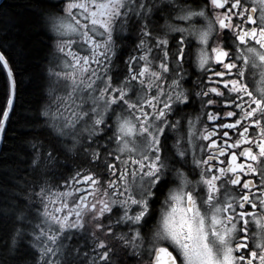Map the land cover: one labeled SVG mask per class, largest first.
Segmentation results:
<instances>
[{"label":"snow or ice","instance_id":"1","mask_svg":"<svg viewBox=\"0 0 264 264\" xmlns=\"http://www.w3.org/2000/svg\"><path fill=\"white\" fill-rule=\"evenodd\" d=\"M251 2L253 6L248 7L242 0H207L196 9L173 3L171 6L178 9L174 16L177 23L166 20L168 30L158 33L154 16L160 9L152 0H35L38 22L56 37H68L56 42L57 52L65 57L56 65L61 71L48 67L49 76L55 77L53 83L66 82L67 93L56 96L55 110L52 104L38 109L37 119H44L33 125L31 131L45 135L43 138L35 135L28 142L29 166L39 170L42 163L46 167L48 162L57 160L62 149L71 152L81 144L77 127L89 113L92 129L82 131H87L88 140L94 142V135L104 131L101 126L107 124L111 110L115 132L109 140L114 138L118 148L116 155L105 151L103 159L108 175L115 179L102 185L100 177L91 170L87 174H82L83 169L77 171L72 177L74 184L87 187L73 188L80 195L71 205L67 198L73 192L55 191L47 180L37 185L38 192L30 191L27 196L16 198L11 205L15 218L11 243L6 245V253L12 260L20 259L17 253L26 238L27 245L39 252L35 264H73L80 255L87 258L88 253L82 254L76 247L68 248L65 255L64 243L71 239L70 232L84 231L87 224L93 229L91 264H115L113 241H118L133 257L147 252L149 264H264V88L254 95L245 82L246 70L258 66L264 69V0H259V7L255 0ZM221 9L222 12L218 11ZM234 17L239 22H234ZM195 18L202 19L204 24L197 27ZM22 23L16 13L7 20L0 18V49L8 50ZM130 26L138 40L135 50L140 55L129 57L128 74L113 86L108 63L115 49L114 34L123 39L119 33ZM170 33L178 37L172 48H169ZM189 37L199 42L194 64L206 76L205 81L196 85L198 91L186 89L182 84L186 78L184 64L191 62L186 60L191 56L186 51V47L191 49L190 42L186 45ZM76 43L86 46L90 55L77 53L73 49ZM153 49L159 53L155 63ZM4 51H0V67L7 70L9 98L0 116V133L13 106L16 89ZM215 67L222 70L215 71ZM226 75L231 78L225 79ZM168 76L172 78L168 80ZM261 77L264 79V71ZM98 82L104 87H98ZM132 82L142 90L134 99L130 96ZM54 91L50 88L49 96ZM197 100L201 109L217 103L238 109L239 118L234 123L218 127L234 129L241 125L239 139L229 144L225 131L221 144L211 139L208 154H204L201 146L198 158L192 143L193 129L200 122L197 114L186 120L187 131L178 134L173 145L175 152L169 155L165 149L166 130L178 131L181 123L179 119L170 121L169 116ZM85 106L87 112L83 111ZM113 106L122 107L127 115L115 112ZM204 115L212 121L220 114ZM224 115L235 117L237 113L228 111ZM250 126L258 129L259 139L246 138ZM68 136L72 137L71 147L63 143ZM214 136L215 129L205 128L199 139L207 141ZM137 137L143 142L139 151L132 146ZM241 144L251 146L244 147L240 152L243 160L238 162L237 153L231 149H238ZM84 151L90 162H101L99 145ZM225 153L227 167L217 166L224 163L219 157ZM123 154L126 158H122ZM185 168H190L193 174L199 170L198 179L190 180ZM173 181L177 186L168 188L160 215L153 224L151 203L158 199L162 186ZM227 186H239V190L234 194ZM97 193H101L99 199ZM32 196L41 207H35ZM114 209L120 213L116 221L110 219ZM32 216L39 223H33ZM250 221L258 226L257 232H249ZM120 225L127 226L128 231H113ZM97 231L111 239H101ZM0 264H8V260H0Z\"/></svg>","mask_w":264,"mask_h":264},{"label":"trees","instance_id":"2","mask_svg":"<svg viewBox=\"0 0 264 264\" xmlns=\"http://www.w3.org/2000/svg\"><path fill=\"white\" fill-rule=\"evenodd\" d=\"M194 1L197 3L199 0ZM13 13L18 14V19L23 22L22 27L18 30V35H13L8 50L0 49L8 58L16 81L14 106L0 148V260L7 259L8 264H35L38 252L27 245L28 238L25 244L21 245V252L17 253L20 259L12 260L6 253V245L11 243V230L15 219L11 205L16 203L18 196H27L30 191L38 192L37 185H42L45 180L53 190L64 192L62 180L71 179L80 169V164L90 160L88 153L83 155L81 146L77 145L71 152L66 148L62 149L57 160L48 162L46 167L43 163L39 170H33L29 166L31 148L28 142L35 135H40L41 138L45 135L32 132L31 127L44 119L40 117L38 120L36 114L38 109L46 104L53 36L51 37L48 30L38 22L35 0H2L0 18L7 20ZM16 31L14 30V33ZM124 43L126 47H130L128 41ZM8 97L9 79L5 68L0 67V116L6 109ZM63 143L71 147L73 141L65 137ZM92 146L93 143L90 144V147ZM160 194L162 191L158 196ZM31 199L35 207H41L35 196ZM67 200L71 204L75 199L68 197ZM157 202L153 204V216ZM30 219L33 223H39L34 216ZM86 227L91 226L86 224Z\"/></svg>","mask_w":264,"mask_h":264},{"label":"flooded vegetation","instance_id":"3","mask_svg":"<svg viewBox=\"0 0 264 264\" xmlns=\"http://www.w3.org/2000/svg\"><path fill=\"white\" fill-rule=\"evenodd\" d=\"M153 3H155L156 7L158 9H160L159 13L157 15L154 16V19L157 20V25H156V30L158 33L160 32H164L167 31V27H165V21L167 20L169 23L171 24H175L177 23V21H175L174 16L176 15V12L178 11V9H174L171 5L173 3L175 4H187L192 6L193 9L198 8L200 5H203L205 3H207V0H199L197 3L194 0H152ZM242 4H247L248 7H252L253 4L251 2V0H242ZM255 5L257 7H259V0H255ZM220 12L223 11V9L218 10ZM209 15L211 16V13H209ZM257 20H259V16L257 15ZM234 22H239L236 21L235 17L233 18ZM194 24L197 27H200L204 24V21L200 18H195V20L193 21ZM187 26V25H185ZM120 36L123 37V39H119L116 38V34H114V39H115V49H114V53L110 55V59H113V65H111V68L109 69L110 72V76H112L113 78V82L118 85L119 82L121 80H123V78L128 74V60L130 56H139L140 53L137 52L135 50V45L136 43H138V40H136L135 35L132 34V27L130 26L126 31L119 33ZM178 38L177 34L175 33H170L168 36L169 39V48H172L174 46L175 43V39ZM73 39H78V38H73ZM213 39H215V37H213ZM124 41H128L130 43V47H126L124 44ZM191 43V49H188L186 47V51H190L191 52V56L187 57L186 60L187 61H191V62H186L184 64V69L186 70V78L185 80L182 82L183 87L186 89H193V90H199L196 85L201 83L202 81L206 80V76L199 72L196 68H195V58H196V53L197 50L199 49L200 45L199 42L195 39V37H189V40L186 41V45L188 43ZM82 45V44H81ZM210 45H211V41H210ZM82 51L79 52V54L81 55H90L88 49L86 46L82 45ZM89 53V54H87ZM159 58V53L157 52L156 49H153V54H152V59L154 61V63L158 60ZM171 69V65L169 66ZM133 68L135 69V63L133 64ZM215 71H221L222 69L219 67H215L214 69ZM264 71V69L260 68L259 66L256 69H249L246 70L245 72V82L248 83V87L249 90L253 91L254 95H257L259 89L264 88V79H262L261 77V72ZM172 77L168 76L167 79L170 80ZM225 79H230L231 77L229 76H225ZM202 86H204L202 84ZM210 86H217L216 84H212ZM132 91L130 93V96L134 99L136 96L137 92H141L142 94V90L137 86L136 82H132L130 85ZM155 94V92L153 91V95ZM211 98L215 99L214 96H212ZM247 99V98H245ZM115 108V112L120 113L121 115H127V113L123 110V108H116L115 106H113ZM228 111H232L237 113V116L235 117H227L224 115L225 112ZM219 113V117L216 120H212L209 121L207 119V116L204 115V113ZM197 114L200 115V122L199 124H197L194 129H193V146L196 148V154L197 157L199 158L201 155L200 152V147L203 146L204 148V154H208V144L211 142V139H216L217 144L220 145L222 139H225L223 137V133L225 131L228 132V137L226 138L228 140V143L231 144L233 143L235 140L239 139V133L242 131V127L241 125H237L236 128L234 129H227V128H220L218 127L219 125H226L229 123H234L235 119L239 118V110L235 109L231 106H223L220 103H217L215 106H211V107H207V108H203L201 109L200 107V103L197 100L196 102H194L193 104H189L186 107L182 106L180 110L177 111V113L175 115H171L169 116V120L170 121H174L179 119L181 121L180 126L178 128V131H173V130H166L167 132V142L165 145V149L167 151V153L169 155H172L175 152V148L173 147L175 140L179 135H183L184 133H186L187 131V124H186V120L188 118H194ZM113 113L109 112V116L107 118V124L106 125H102L101 127L104 128L103 132H99L96 134V138L94 137V142L93 141H89L88 139H86L87 143L82 145L81 147V151L84 149H92V148H96L97 145H99V151L101 152V162L100 163H95V162H86V163H82L80 164V169H78V171H80L81 169L84 170V172L82 174H87V171L91 170L92 172L96 173L101 180V184L103 185V182L109 179H115L114 176H109L107 173V169L104 166L103 163V159H104V155H105V151L107 152H111L113 155H116L117 153V148H118V144L116 142V140L113 138L111 139V141L109 140V138H112L114 136V132H115V121L112 118ZM259 118V117H258ZM244 122L242 121V124ZM207 128L208 131H212L213 129L216 130V136L211 137L209 140L205 141V140H201L199 139L200 133ZM258 129H256L255 126H250L248 127V133L246 135L252 137L253 139H259L258 136ZM85 139V138H84ZM93 143L94 146L90 147V144ZM131 143V141H130ZM142 141L139 139V137H137L136 142L134 145V147L137 148V151H139L140 147L142 146ZM181 143L183 144L184 141L181 140ZM251 144L245 145V144H241L240 147L238 149H231V151H235L237 153L238 156V162L242 161L243 158L240 157V152L244 149V147H250ZM253 151L255 152L256 149L254 148ZM85 152V151H84ZM86 154V152L84 153ZM122 158H126V154L122 155ZM219 160L224 161L223 164H219L217 166L219 167H227L228 165V154L225 153V155L220 156ZM109 162H111L109 160ZM180 166V165H178ZM255 166V165H254ZM184 171L188 174V177L190 180L195 181L196 179H198V171L196 170L197 174H193V171L190 168H185ZM75 174H73L72 177H74ZM242 179L245 177H241ZM248 179H256L253 176H248L246 177ZM67 182L68 187H65V183ZM258 183V181H257ZM61 184H63V191H68V192H73V195L71 197H74V199H78L80 193H75L73 191L74 187H84L86 188L87 185L85 184H80V185H75L72 178L71 179H67V180H62ZM177 186V182L173 181L171 184L168 185H164L163 190H162V194H160L158 196L159 200L156 199L151 203V211L153 210V204L155 202H157V206H156V211L155 214L153 216V220L152 223L154 224L156 221V218L159 217L160 215V210L162 208V201L165 198V194L168 191L169 187H175ZM229 191L233 192L234 194L238 192L239 190V186H227ZM188 190H191L190 188ZM101 196V193H97L96 198L99 199ZM153 212V211H152ZM120 215L119 212L115 211L112 214V216L110 217V219L112 221H116L118 216ZM87 218V217H86ZM103 219V218H102ZM103 222L106 224L108 223L107 219H103ZM258 226L253 223L252 221H250L249 223V232L253 233V232H257ZM93 231L92 227H85L84 231H76V234L73 235L71 234V239L69 240L72 246H76V248H78L80 250V252L83 253H88V257L85 258L84 255H80L77 260H73V264H91V259L93 256L92 253V248H93V243H92V235L91 232ZM113 231L115 232H127L128 228L127 226L124 225H120L118 227H115L113 229ZM143 231V230H142ZM96 235L99 236L101 239H111L108 236L103 235L100 232H96ZM116 253L115 256L112 257L113 261L115 262V264H149V256L147 254V252H142L140 257H133L130 253V251L123 249L118 241H113L112 245H111ZM65 255H67V250L65 251Z\"/></svg>","mask_w":264,"mask_h":264},{"label":"rangeland","instance_id":"4","mask_svg":"<svg viewBox=\"0 0 264 264\" xmlns=\"http://www.w3.org/2000/svg\"><path fill=\"white\" fill-rule=\"evenodd\" d=\"M49 35L51 37L53 36V53H52V56H51V59H50L49 66L50 65L53 66V68H54L55 71H61V68L56 67V65L59 63V61L61 59H64L65 57H63L62 54H60V53L57 52V50H56V42H57L58 39H67L68 37H64V38L56 37L51 32H49ZM73 38H75V37H72V39ZM73 49L77 53H79V52H81L83 50L82 49V45L80 43L74 44L73 45ZM87 54H89V53H87ZM112 63H113V59L112 60L110 59V61L108 63V68L109 69L111 68V65H113ZM92 67L95 68L96 66L95 65H92ZM98 75H102V72L101 73H98ZM108 75L110 76V72L109 71H108ZM54 80H55V77H50L49 76V73H48L49 89H48V93H47V97H46V104H52L53 109L55 110V108L57 107V104L54 103V101L56 100V96L57 95H60V96L66 95L67 88L65 86V83L66 82L60 81L58 83H53ZM112 84H113V86H116V84L113 82V78H112ZM98 87H104V85L102 83H99L98 82ZM50 88H54L55 89V91L52 93L51 96H49V90H50ZM101 107H102V104H101ZM83 111L87 112L88 111V107L85 106L83 108ZM90 116H91V113H89V117H85V119L82 120L81 123L77 127V132L79 133L78 139L81 141V144H79V145L81 147H82V145H84V144L87 143L86 139H88L87 138L88 137V132L87 131H82V129L87 128V129H89V131H91V129H92V124H91ZM94 137L96 138V134L94 135ZM67 138H71L72 139L71 136H68ZM93 143H95V142H93ZM82 153H83V155H85L84 154L85 152L83 150H82ZM49 208L51 209L52 208V205H49ZM85 219L87 220L88 217L85 218ZM71 234L75 235L76 234V231L73 230L72 232L69 233V235H71ZM64 243H65L66 250L68 248H70L71 243H70L69 240H65ZM36 251L38 252V250H36ZM38 256H39V252H38Z\"/></svg>","mask_w":264,"mask_h":264},{"label":"water","instance_id":"5","mask_svg":"<svg viewBox=\"0 0 264 264\" xmlns=\"http://www.w3.org/2000/svg\"><path fill=\"white\" fill-rule=\"evenodd\" d=\"M1 2H2V0H0V3H1ZM5 70H6V69H5ZM6 72H7V70H6ZM13 77H14V75H13ZM15 95H16V89H15ZM14 100H15V96H14V98H13V106H14ZM13 106H12V108L9 110V116H10V114H11V111H12V109H13ZM9 116H8V118L5 120V123H4V130H3V132L0 133V148H1L2 141H3L4 132H5V129H6V126H7V123H8Z\"/></svg>","mask_w":264,"mask_h":264},{"label":"bare ground","instance_id":"6","mask_svg":"<svg viewBox=\"0 0 264 264\" xmlns=\"http://www.w3.org/2000/svg\"><path fill=\"white\" fill-rule=\"evenodd\" d=\"M14 75V74H13ZM4 138V137H3Z\"/></svg>","mask_w":264,"mask_h":264}]
</instances>
